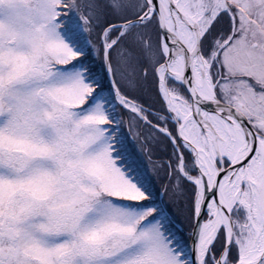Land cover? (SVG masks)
<instances>
[{"label":"snow or ice","instance_id":"snow-or-ice-1","mask_svg":"<svg viewBox=\"0 0 264 264\" xmlns=\"http://www.w3.org/2000/svg\"><path fill=\"white\" fill-rule=\"evenodd\" d=\"M0 264H264V0H0Z\"/></svg>","mask_w":264,"mask_h":264},{"label":"rangeland","instance_id":"rangeland-1","mask_svg":"<svg viewBox=\"0 0 264 264\" xmlns=\"http://www.w3.org/2000/svg\"><path fill=\"white\" fill-rule=\"evenodd\" d=\"M176 211H177V214L179 215V213H180V210L179 209H175Z\"/></svg>","mask_w":264,"mask_h":264}]
</instances>
